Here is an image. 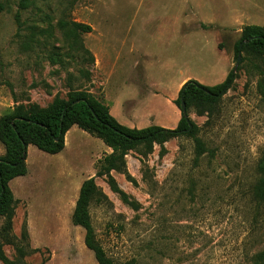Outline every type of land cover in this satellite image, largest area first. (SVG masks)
<instances>
[{
    "label": "rangeland",
    "instance_id": "374dc122",
    "mask_svg": "<svg viewBox=\"0 0 264 264\" xmlns=\"http://www.w3.org/2000/svg\"><path fill=\"white\" fill-rule=\"evenodd\" d=\"M22 1L0 0V118L85 91L123 126L172 130L182 83L212 87L233 69L234 82L211 117L189 111L193 137L128 152L125 171L111 172L112 182L95 177L110 150L76 127L58 155L29 146L26 176L9 184L17 205L11 242L0 233L7 262L0 264H97L84 230L71 222L90 178L97 188L89 206L94 236L115 264H252L264 251V206L253 196L264 155L257 92L264 61L240 53L244 62L236 67L235 46L244 27L264 28V14L241 7L243 0H25V11ZM252 1L264 7V0ZM217 10L232 17L228 27L216 25ZM154 16L175 21L186 43L153 38Z\"/></svg>",
    "mask_w": 264,
    "mask_h": 264
},
{
    "label": "trees",
    "instance_id": "16d2710c",
    "mask_svg": "<svg viewBox=\"0 0 264 264\" xmlns=\"http://www.w3.org/2000/svg\"><path fill=\"white\" fill-rule=\"evenodd\" d=\"M26 1L20 3V10L25 11ZM15 21L20 30L24 24L20 21V13H16ZM74 30L81 34H90L91 28L81 24H73ZM24 30L34 31L37 28ZM241 46V48H240ZM82 49V48H81ZM87 56L90 64L94 62L86 50H81ZM245 53L247 56L264 61V28L246 26L241 31L239 42L235 46V55ZM237 62V58H236ZM242 61L240 64H242ZM84 79L89 78L85 71ZM257 92L264 104V74L259 72ZM234 82V69L227 75L221 84L208 87L195 81H187L181 87L177 100L174 102L181 113L177 126L164 129L159 126H149L144 129H131L121 125L115 120L108 106L102 101L85 91H75L68 95L67 101L57 100L47 109L35 106L25 108L18 106L11 113L0 118V144L4 147V155L0 156V219L3 226L0 233L6 242H11L8 237L12 231L13 218L17 201L9 187L14 179L25 177L27 174L26 159L29 146L47 155H58L65 147V136L73 128L81 130L100 140L110 150L97 166V178L105 177L110 182V173L124 172L125 157L128 152L138 148L150 151L153 145H163L166 142L180 138H191L197 131L189 120L188 113L193 110L198 116L213 115L214 109L219 105L223 96ZM181 102L185 105V113L181 109ZM201 144L197 143V158L202 154ZM258 182L254 189V200L264 206V155L257 166ZM97 196L95 179L90 178L80 187L75 208L71 217L73 226L84 230V245L93 253L97 264H115L106 257V254L96 241L91 225L89 206ZM0 260L7 263L0 248ZM252 264H264V251L254 257Z\"/></svg>",
    "mask_w": 264,
    "mask_h": 264
},
{
    "label": "crops",
    "instance_id": "0c3cea01",
    "mask_svg": "<svg viewBox=\"0 0 264 264\" xmlns=\"http://www.w3.org/2000/svg\"><path fill=\"white\" fill-rule=\"evenodd\" d=\"M245 5H248L249 7L259 11L261 14H264V7L258 5L257 3H254L252 0H243V2H241V7H244ZM239 9L242 10L241 8H239ZM221 12H223V11H221ZM221 12L218 13V10L215 11V12L213 11V13H216L215 14V16H216V20H215L216 25L218 26V24H219L221 26L228 27L231 24V22H232V17H229L228 15H226L224 13H221ZM167 16H163V17L154 16V17H151V19H153V21L151 22L150 25H152L154 27V29H155V34L153 35V38L157 36V37H159L161 39H164L166 42H169L170 44L178 43L179 45H181V43H180L181 41L186 43V40L188 38V35H187L186 31L179 30V27H178L177 23H175V21H173L171 19H166ZM162 18H164V19L161 20ZM172 28H174L173 31H172ZM175 56L171 57V59L172 60L176 59ZM135 64H138V62H136ZM183 84L184 83H182V85ZM74 208H75V206H74ZM73 211H74V209H73ZM72 214H73V212H72ZM72 214H71V217H72Z\"/></svg>",
    "mask_w": 264,
    "mask_h": 264
},
{
    "label": "water",
    "instance_id": "95a60500",
    "mask_svg": "<svg viewBox=\"0 0 264 264\" xmlns=\"http://www.w3.org/2000/svg\"><path fill=\"white\" fill-rule=\"evenodd\" d=\"M240 48H241V46H240ZM240 59H241V56H240V53L238 54V56H237V62H236V67L238 66V64L240 63ZM181 109H182V111L185 113V105L181 102Z\"/></svg>",
    "mask_w": 264,
    "mask_h": 264
}]
</instances>
